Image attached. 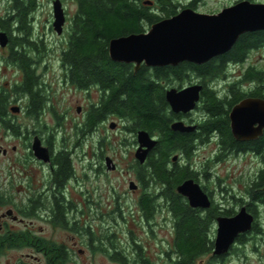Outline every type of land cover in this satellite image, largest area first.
I'll return each instance as SVG.
<instances>
[{
	"label": "flooded vegetation",
	"instance_id": "flooded-vegetation-1",
	"mask_svg": "<svg viewBox=\"0 0 264 264\" xmlns=\"http://www.w3.org/2000/svg\"><path fill=\"white\" fill-rule=\"evenodd\" d=\"M61 2L68 18L67 8L62 0ZM29 22L30 41L45 45L44 39L36 40L32 37L34 17ZM53 23L52 17L49 21L52 32ZM8 38L9 57L4 60L7 65L18 68L7 62L11 51L10 35ZM60 43L58 48H61V54L53 61H58L63 84L74 86L69 80L68 68L63 63L62 50L66 49V44ZM32 49L20 48L28 52L27 57L34 68L37 61L32 52H37ZM251 68L248 67L247 70ZM18 71L21 80H17L11 90L0 88V125L4 129L0 130V264L5 257L7 260L3 264H105L103 258L111 264H122L116 260L117 254L121 252L116 247L117 243L114 245L121 237L118 232L109 228L110 225L117 227L121 221L131 247L129 257L124 256L126 264H177L174 241L178 229L175 223L171 230L166 227L167 223L171 225L172 220H176L171 204L167 205L168 188L165 181L154 172L137 171L136 180L129 181L128 193L131 197H127L132 202V197H135L134 203L128 201L129 206L126 208L121 205L124 195L116 187L102 188L100 184L103 178L109 183L111 175L117 173V170H109V157L106 155V170L102 169V139L106 138L105 130H132L130 126L123 125L124 119L111 113L113 109L106 107L102 110L108 98L114 99L113 90L103 89L99 85L83 90L87 94L86 103L84 107L77 108V112L80 111L78 114L81 113V120L66 123L72 107H65L59 102L61 98L54 96H39L46 105H43L37 115L31 114L33 98L20 93L17 83L24 82L25 75L22 69L18 68ZM235 77L230 76L227 80L232 81ZM185 84L174 89L182 90L194 85H202L203 91L206 89V85L193 77ZM170 89L173 87L168 85L166 93ZM16 108L18 112L14 111ZM24 109L25 114L36 121L46 113L51 116V120L48 123L45 121L40 129L34 125L23 126L21 122H15L14 116ZM205 110L201 99L195 110L188 113H175L169 105L168 113L174 118L170 129L173 123L183 122L201 130L200 124L210 116ZM112 118L119 120V123L113 122ZM58 133L63 134L61 144L55 139ZM154 138L158 140V137ZM8 140L16 143L5 145ZM38 145L45 149L46 159L38 158ZM22 148L25 152L21 151ZM94 158L100 161L96 170L91 162L87 164V161ZM86 167L92 173L90 179ZM97 181L99 185H96ZM131 183L137 187L131 189ZM95 193L102 199L103 195H112L110 210L103 209L100 200L95 202L91 196L86 198ZM207 194L214 202L211 193ZM186 205L189 206L187 199ZM190 209L199 217H204L206 213L202 209ZM126 213L130 215V219L126 217ZM167 232L171 234L168 241ZM138 233L145 234L146 245L138 238ZM166 241L170 246L167 251L163 249Z\"/></svg>",
	"mask_w": 264,
	"mask_h": 264
},
{
	"label": "trees",
	"instance_id": "trees-1",
	"mask_svg": "<svg viewBox=\"0 0 264 264\" xmlns=\"http://www.w3.org/2000/svg\"><path fill=\"white\" fill-rule=\"evenodd\" d=\"M0 1H5L8 5L5 14L0 15V30L7 32L11 37L10 58L7 62L24 71L25 79L18 89L22 96L29 95L33 98L31 114L37 115L44 105L41 98H38L42 96L39 91L40 78L27 57L28 52L20 48L32 47L38 55L45 50L43 43L30 41L29 20L38 9V0ZM72 1L77 5V13L71 20L66 49L62 50L69 80L81 90L98 85L103 89H112L114 99L108 98L102 110L106 107L113 109L111 113L127 120L134 133L146 130L151 136L158 137V144L147 163L143 166L136 164V169L154 172L165 181L168 188L167 203L171 204L172 213L177 220L178 230L174 241L177 264H194L195 259L213 254L214 240L209 236V229L216 223L217 218L232 217L236 212L233 208L221 207L213 202L210 210H203L207 215L199 217L186 205V199L176 190L186 179L193 178L198 182L197 173L192 170L194 167L191 165L198 145L216 140L220 149L217 162L233 153L253 154L264 159V135L256 141L237 142L232 136L229 119L231 109L243 99H264V71L246 69L232 81L226 80L235 72L231 67H240L252 51L264 48V31L242 35L227 54L202 65L184 62L177 67L154 69L143 65L135 72L132 64L111 60L110 41L131 34L145 33L147 27L150 28L163 19L172 18L183 9H194L199 0H193L187 6H181L177 0ZM149 1L151 5L146 4ZM192 77L206 85L201 103L210 116L200 124L201 130L191 134L173 132L170 124L174 118L168 113L166 89L173 83L184 85ZM221 79L224 84L222 90L211 86V83ZM245 83L254 86L246 91L243 88ZM177 152L186 156L188 165L180 167L175 162L170 168L173 155ZM203 189L206 192V188ZM245 193L249 202L234 197L233 199L238 204H244L255 216L252 232L261 234L257 216L258 207L264 208V169L246 187ZM248 234L241 235L237 243L245 244ZM119 250L121 253L117 254L116 260L126 264L124 250ZM224 257L214 256L212 259Z\"/></svg>",
	"mask_w": 264,
	"mask_h": 264
},
{
	"label": "rangeland",
	"instance_id": "rangeland-1",
	"mask_svg": "<svg viewBox=\"0 0 264 264\" xmlns=\"http://www.w3.org/2000/svg\"><path fill=\"white\" fill-rule=\"evenodd\" d=\"M53 1L54 0H38V9L33 16L34 30L32 33V37H34V39L36 40L44 39L45 50L41 53V55L32 52V56L37 61L35 71L40 78V93L42 94V96H44V98L47 96L61 98L59 99V102H61L62 105L67 108L69 106L72 107L69 115H67V119L65 120L66 123H69L72 120H81V113L78 114V112L80 111L78 110L77 112V108L79 106L84 107L87 94L85 93V91L77 88L76 86H72L71 84L67 86L64 85L61 77L62 72L59 70L60 67L57 65L58 61L54 63L53 60L56 57H59L61 54V48H58V46L61 44L60 41L67 44L68 34L70 33L71 20L77 13V5L72 0H62L64 6L67 8L69 17H66L64 32L59 36L55 32V30L52 32L49 28V21L52 17L54 18L52 3ZM177 1L181 4V6H187L193 0ZM239 1L241 0H199L196 3L195 8L192 9L203 14H217L224 8L230 7ZM251 1L255 3H264V0ZM7 9V2L0 1V15H4ZM149 29L150 28L147 27V31ZM39 47L42 48V46L40 45ZM8 57L9 49L7 47L2 48L0 46V88L5 87L7 90H11L13 84H16L17 80H21V74L18 71V68L6 64L4 59H7ZM239 66L240 67H231V70H235V72L232 71L233 77L241 76L242 72H244L248 67L264 71V48L252 51L246 61ZM230 75L228 77H230ZM17 84L18 86H20L21 83L19 82ZM171 86L173 88H179L178 83H173L171 84ZM211 86H215L219 90H222L224 88L223 80L221 79L220 81L214 82L213 84L211 83ZM243 86L246 91H249L250 89H252L254 84L245 83ZM11 101L13 102V99H11ZM45 105L46 104L44 103V106ZM25 110L26 109H24L22 113L14 116L15 122H21L23 126L31 127L32 125H34L40 129L43 127L42 125H44L45 121L46 123H48L49 120H51V116H47L46 113L43 117L39 116L40 120L38 119L36 121L35 118H32V116L29 117L27 113L25 114ZM198 116L199 115H196V117ZM112 121L119 123V120L115 118H112ZM35 122L37 123V125H35ZM51 124H53L52 121ZM107 125H109V123ZM123 125L131 126V124L127 120L123 121ZM0 130H4L1 125ZM105 136L106 138L103 137L102 139V169L106 170V162L104 160V156L106 155L114 160L113 162H115V170H117V173L111 175L109 183L107 182V179L103 178L100 180V184L102 188L116 187L120 191V193L124 195V200L121 202V205L126 208L129 206L128 201L129 203H134L135 199V197H132V202L127 199V197H131L130 193H128L129 181L136 180V164H139L135 158V152L138 147L137 132L134 133L132 130H105ZM62 138L63 134L58 133L55 137L56 142L58 144H61ZM9 143L13 144L16 142H10V140H8L5 145ZM21 151L25 152L24 148H22ZM219 153L220 149L216 143V140L211 141L208 144L198 145L196 151L194 152V156L191 159V165L194 167L192 170L197 173L196 178L198 183L202 187L206 188L207 193H211V197L214 200L215 204H218L221 207L226 206L228 208H233L237 213L238 211H240L241 207L245 205L238 204L237 202H235L233 197L240 200L244 199L246 203L250 201L246 196L245 190L246 187L251 183V181L256 177V175L264 169V159L253 154L240 155L237 153H233L228 154L223 158L222 161L217 162L216 158ZM173 156H178V159L177 161L170 162V168H172L176 163L179 164L180 167L188 165L186 156L182 155L181 152H177ZM90 162L92 166H94L95 170L99 168L100 161L98 158H94V160L92 161H87V164H90ZM86 171L89 176L88 178L90 179V177H92V173L87 167ZM96 185H99V182ZM89 196H91V198L95 202H99L100 200L103 209L110 210L112 204V195H103L102 199L97 193H95L93 195H87L86 198H88ZM167 205L170 206L169 203H167ZM205 215L206 213L203 216ZM126 217H129L128 219H130V215L127 213ZM257 217L259 228H261L262 231L261 234H255L251 231L247 235L245 244L241 245L236 243V245L233 246L232 250L223 259L219 258L217 260H213L212 257H214V255L209 254L198 258L195 264H264V208L258 207ZM173 223L176 224L177 228V220H172L171 225L170 223H167L166 227H169V229L171 230ZM109 228H112L111 231L113 232H118L119 237H121L117 242H114V245H116L117 243L116 247L124 250L123 256L128 255L129 257L131 253V247L128 244V237L123 222L121 221V224L117 227H115L114 225H110ZM216 234L217 226L215 223L213 227L209 229V236L215 241ZM138 235V238H140L146 245L145 234L138 233ZM170 237L171 234H168L167 232V241ZM167 241L163 246V249L165 251L170 249ZM108 244L109 243H107V245ZM175 258L178 263L177 256ZM6 260L7 257L3 258L1 264H3ZM103 261L105 262V264H111L104 258Z\"/></svg>",
	"mask_w": 264,
	"mask_h": 264
},
{
	"label": "water",
	"instance_id": "water-1",
	"mask_svg": "<svg viewBox=\"0 0 264 264\" xmlns=\"http://www.w3.org/2000/svg\"><path fill=\"white\" fill-rule=\"evenodd\" d=\"M151 5L152 3L146 2ZM53 28L62 35L66 15L61 0L53 3ZM264 31V3L241 0L224 8L217 14H203L186 8L172 18L163 19L152 25L142 34H131L110 41L109 55L117 63L133 64L137 72L143 65L148 68L176 67L189 62L202 65L219 56L227 54L239 38L246 33ZM9 45L6 32H0V46ZM202 85H194L182 90H167L166 99L175 113H188L195 110L201 99ZM15 112L19 110L14 109ZM232 136L237 142H252L264 135V99L245 98L236 104L229 114ZM173 132L190 134L196 126L183 122L172 124ZM138 147L135 158L144 165L149 154L156 148L158 140L146 130L137 132ZM39 159H46V152L37 147ZM178 156L173 158L177 161ZM113 160L107 158L109 170H115ZM137 186L130 184L131 189ZM177 192L186 198L194 209L210 210L213 202L202 186L193 178L186 179L177 187ZM255 216L242 206L232 217L220 216L216 220L217 234L213 255L226 256L237 239L252 231Z\"/></svg>",
	"mask_w": 264,
	"mask_h": 264
}]
</instances>
